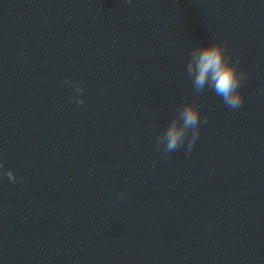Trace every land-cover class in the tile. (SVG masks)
<instances>
[{
  "label": "clouds",
  "instance_id": "1",
  "mask_svg": "<svg viewBox=\"0 0 264 264\" xmlns=\"http://www.w3.org/2000/svg\"><path fill=\"white\" fill-rule=\"evenodd\" d=\"M131 3V0H126ZM239 60H232V54L228 50L225 40H217L208 44H195L188 56L185 71L191 79L194 89V98L184 100L171 117L168 124L156 139L157 150L163 149L165 154L174 152L183 147L187 142V150L192 147L199 138L201 132L202 117L200 106L196 98L205 91L211 89L228 108L235 110L244 103V96L240 91L246 75L238 68ZM68 83V81H65ZM75 91L83 94L84 89L75 85ZM77 105L84 101L77 98ZM206 117L203 122H206ZM3 165L0 164V168ZM8 181L15 183V176L11 170L2 173Z\"/></svg>",
  "mask_w": 264,
  "mask_h": 264
}]
</instances>
